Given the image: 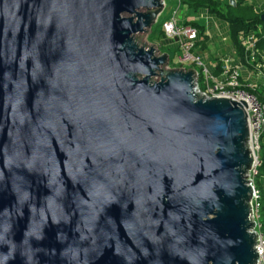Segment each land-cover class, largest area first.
I'll return each instance as SVG.
<instances>
[{
	"label": "water",
	"instance_id": "water-1",
	"mask_svg": "<svg viewBox=\"0 0 264 264\" xmlns=\"http://www.w3.org/2000/svg\"><path fill=\"white\" fill-rule=\"evenodd\" d=\"M164 5L0 0V264H257L245 103L143 42Z\"/></svg>",
	"mask_w": 264,
	"mask_h": 264
},
{
	"label": "built area",
	"instance_id": "built-area-1",
	"mask_svg": "<svg viewBox=\"0 0 264 264\" xmlns=\"http://www.w3.org/2000/svg\"><path fill=\"white\" fill-rule=\"evenodd\" d=\"M176 1L178 2L177 5H179V2L182 0ZM174 10L172 11L170 19L164 22L163 30L168 38L172 40L177 38L176 42L179 48L178 62L182 66L186 65L184 68L192 67L197 70L194 91L196 93H202L206 97H226L246 104L243 108L247 113L249 146L253 154V165L247 178L253 188L251 204L252 216L255 222L253 231L258 235L257 244L255 245L258 254L257 264H264V220L261 211V193L256 186V178L259 176L262 166L260 152L262 150L261 142L264 137V103L255 93L249 90V88H252L251 85L241 80L239 67L232 65L228 61H224L221 64L219 72L218 69L213 71L206 66L195 53V45L199 41L198 35L200 31L192 26L179 24ZM256 42L257 37L252 32L242 37L245 61L251 67L257 60L258 50L256 49Z\"/></svg>",
	"mask_w": 264,
	"mask_h": 264
},
{
	"label": "crops",
	"instance_id": "crops-1",
	"mask_svg": "<svg viewBox=\"0 0 264 264\" xmlns=\"http://www.w3.org/2000/svg\"><path fill=\"white\" fill-rule=\"evenodd\" d=\"M223 5L229 3L230 0H216ZM237 3V0H235ZM244 4L251 5L254 11L261 13L264 11V0H242ZM182 9L185 15H190V19L198 22L204 26V35L199 36V40L206 38V46L198 49L195 53L201 58L206 66L213 71H216L224 61L230 62L232 65L239 67L241 71V80L244 83L251 85L252 89L260 96L264 98V52L258 50L257 60L252 67L246 63L245 57L240 54L238 48L231 40V31L229 22L222 20L216 15L208 11L207 8H201L199 16L190 12L189 4L183 0ZM188 19V18H187ZM181 21V20H180ZM183 22V21H182ZM192 22V20H191ZM203 34V33H201ZM254 34V33H253ZM172 47L178 48V44L173 40ZM264 138V137H263ZM263 151V148H262ZM264 154V152H263ZM257 188L261 193V200L264 201V171L263 174L257 178ZM264 220V219H263Z\"/></svg>",
	"mask_w": 264,
	"mask_h": 264
},
{
	"label": "trees",
	"instance_id": "trees-1",
	"mask_svg": "<svg viewBox=\"0 0 264 264\" xmlns=\"http://www.w3.org/2000/svg\"><path fill=\"white\" fill-rule=\"evenodd\" d=\"M191 10L198 11L201 8H207L209 12L216 15L222 20H226L229 22L230 25V31H231V40L235 44V46L238 48L240 54L243 56L245 55L244 47L242 45V37L247 36L249 33H254V35L257 37L256 42V49L264 52V22L261 20V13H257L254 11L253 6L246 5L242 0H237V3L235 5L232 4H225L223 5L220 2H217L216 0H185ZM189 22H185L187 24ZM194 26H197L201 33L204 35V26L203 25H197L195 23H190ZM157 24L154 26L156 27ZM163 26V23H162ZM164 32V31H163ZM206 38L205 37L202 41L199 40L196 42L195 50L201 49L202 47L205 48L206 46ZM167 46V45H166ZM173 54L170 56V59L174 58L178 53L179 49L176 47H169ZM180 66V64H177ZM218 72L220 71L221 65L218 66ZM249 90L253 93H255L258 98L264 103V98L260 97L252 88H249ZM260 158L262 160V166L260 168V174H263L264 171V154L261 150L260 152ZM256 186H257V179H256ZM262 202V216L264 217V201Z\"/></svg>",
	"mask_w": 264,
	"mask_h": 264
},
{
	"label": "rangeland",
	"instance_id": "rangeland-1",
	"mask_svg": "<svg viewBox=\"0 0 264 264\" xmlns=\"http://www.w3.org/2000/svg\"><path fill=\"white\" fill-rule=\"evenodd\" d=\"M164 1H165L164 9H163V12L161 13V15L158 18V21L156 23L157 26L156 27H154L155 25L153 26L152 31L150 32L149 35H144L143 42H145V43L149 42V43L155 44V46H156L155 47V51H156L157 54L166 52V53H169L170 56H172L173 52L170 49H168V46L172 47L174 41L172 39L168 38L166 36L165 32H163L164 31L163 30L164 25L162 26V23L164 24V22H167L170 19V16H171L172 11L174 9H176V10H174V12H175L176 17H177L176 19L179 20V21L177 20L179 22V24L182 25V24H185V22H189L190 23L191 20H192L193 23H195L197 25H199V23L193 21L194 19H190L191 18L190 15H192V14L184 16V12H183V9H182V5L184 4L183 0L179 2L180 3L179 5H177L178 2L176 0H164ZM174 6H175V8H174ZM188 8H190V7H188ZM189 11L193 12L195 14L197 13L196 17H200L199 16L200 15L199 14L200 9L196 12V11L191 10V8H190ZM189 23H187L186 25L192 26V27L196 28L197 30H199V28L197 26H194V25L189 24ZM198 36H202L203 37V34H201V32H199ZM197 50L198 49H196L195 52ZM177 57H178V54L174 58H172L170 60L171 68H174V67H177V68L186 67V65L182 66L178 62V58ZM177 64H180V66H178ZM190 68H192V67H190ZM261 144H262V148H263L262 152H264V138L262 139ZM263 219H264V217H263Z\"/></svg>",
	"mask_w": 264,
	"mask_h": 264
},
{
	"label": "bare ground",
	"instance_id": "bare-ground-1",
	"mask_svg": "<svg viewBox=\"0 0 264 264\" xmlns=\"http://www.w3.org/2000/svg\"><path fill=\"white\" fill-rule=\"evenodd\" d=\"M244 105H246V104H244Z\"/></svg>",
	"mask_w": 264,
	"mask_h": 264
}]
</instances>
